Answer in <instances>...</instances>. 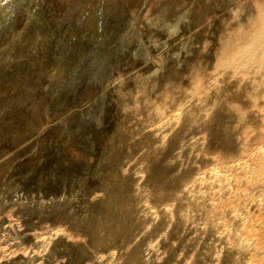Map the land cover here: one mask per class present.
Listing matches in <instances>:
<instances>
[{"label":"rangeland","instance_id":"obj_1","mask_svg":"<svg viewBox=\"0 0 264 264\" xmlns=\"http://www.w3.org/2000/svg\"><path fill=\"white\" fill-rule=\"evenodd\" d=\"M0 264H264V0H0Z\"/></svg>","mask_w":264,"mask_h":264}]
</instances>
